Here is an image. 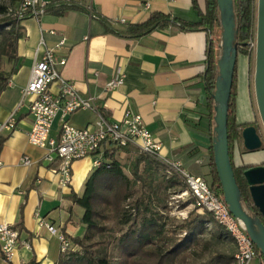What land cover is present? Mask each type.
Listing matches in <instances>:
<instances>
[{
    "label": "crops",
    "instance_id": "crops-1",
    "mask_svg": "<svg viewBox=\"0 0 264 264\" xmlns=\"http://www.w3.org/2000/svg\"><path fill=\"white\" fill-rule=\"evenodd\" d=\"M46 1L44 13L21 22L24 35L17 44V70L0 94V125L13 112L16 121L13 129L0 131V222L17 229L20 241L28 244L26 247L19 243L8 261L0 250V264H29L31 259L38 264H56L59 242L44 222L58 227L68 237H81L85 231L79 222L83 210L74 205L70 212V197L83 192L86 179L95 169L92 157L75 160L70 184L61 186L56 172L58 160L47 161L46 149L31 145L27 138L33 117L28 100L22 102V93L33 63L47 49L53 50L56 60L66 58L65 65L59 66L61 76L73 82L82 97H93L109 120L121 119L126 110L139 114L160 143L164 158L181 161L183 168L194 176L203 178L208 173L211 178L213 136L208 126L202 74L206 33L169 27L139 38H127L110 31V27L123 30L128 24L142 22L153 12L198 22L200 17L192 1L82 0L80 6L67 0ZM199 2L203 6V0ZM89 5L91 12L86 9ZM62 39L64 44L56 49ZM12 66L9 64L6 70ZM119 73L124 74L123 83L106 90L107 83ZM59 89L58 83L51 85L53 93ZM96 117L92 110L79 109L65 119L82 128L92 127ZM246 117H250L248 102L239 80L236 122L243 123ZM60 126L57 115L51 137H58ZM249 152L242 156L250 158ZM234 153H239V143H235ZM24 155L30 157L29 165L22 163ZM246 159L244 163L264 162V157ZM232 160L234 163L233 157Z\"/></svg>",
    "mask_w": 264,
    "mask_h": 264
},
{
    "label": "trees",
    "instance_id": "trees-1",
    "mask_svg": "<svg viewBox=\"0 0 264 264\" xmlns=\"http://www.w3.org/2000/svg\"><path fill=\"white\" fill-rule=\"evenodd\" d=\"M191 1L200 17L198 22H186L169 14L153 12L142 22L128 24L123 30L110 27V31L127 38H139L154 30L169 27L206 33V59L202 74L208 126L213 136V94L218 75L217 61L221 54L220 14L217 0H203V6L199 0ZM19 2L9 0L6 3L0 0V94L6 88L11 74L17 70V44L24 30L21 21L12 14ZM256 2L233 0L237 55L242 53L250 56L246 45L255 35ZM216 30H219L217 44L214 38ZM6 63L13 64L9 71L4 67ZM236 79L237 63L228 102L229 155L244 208L250 215L259 216L264 223V217L252 203L243 176L242 171L247 166L236 167L232 160L235 143L243 144L242 129L251 124L259 130L256 122H236ZM102 114L107 118L103 111ZM1 145L0 139V149ZM115 149L130 151L129 146L113 148L110 154L105 155L108 162L102 163L88 176L83 192L71 195L70 212H73L74 205L82 208L79 222L85 226V231L81 237H69L75 249L68 254L60 253L56 264H235L233 239L211 213H199L196 206L182 220L170 216L167 199L171 193L186 189L176 174L167 173L160 161L138 150L134 151L128 163H122L115 157ZM210 153V188L223 199L212 146ZM190 196L194 203L193 196ZM19 224L21 227V220ZM255 250V258L259 259V264H264V257L256 246ZM29 264L38 263L31 259Z\"/></svg>",
    "mask_w": 264,
    "mask_h": 264
},
{
    "label": "built area",
    "instance_id": "built-area-1",
    "mask_svg": "<svg viewBox=\"0 0 264 264\" xmlns=\"http://www.w3.org/2000/svg\"><path fill=\"white\" fill-rule=\"evenodd\" d=\"M73 5L80 6L82 0H67ZM48 6L46 0H20L12 16L21 21L27 17L38 18ZM90 12L91 5L86 6ZM124 23V20L121 21ZM64 40H60L56 49H60ZM246 48L250 53L256 52V30L252 39L247 42ZM66 58L56 60L53 50L47 49L43 56L33 63L31 76L23 90L22 102L28 100L30 113L33 117L31 129L27 133L28 142L36 147L46 149L47 161L58 160L56 172L59 174V184L67 186L72 179V163L80 158L90 156L95 168L108 162L106 154L113 148H120L137 144L144 154L160 161L167 173L176 174L184 183L186 189L195 200V205L202 213H211L214 220L224 227L232 237L236 251L235 264H251L256 257L255 245L250 240L246 228L241 220L234 217L224 200L218 196L199 176H194L183 168L181 161L164 158L160 154V143L145 127L142 118L137 113L126 110L119 120H109L98 109L94 98L82 97L73 82L61 76L59 66H64ZM124 74L119 73L111 79L106 90H112L123 83ZM58 83L60 89L57 93L51 91V85ZM92 110L97 117L92 127L78 128L71 125L65 118L76 110ZM60 115V131L57 138L50 136L54 119ZM16 126L14 112L0 125L3 129H13ZM22 163L29 165V156L22 157ZM181 192V193H182ZM46 229L57 237L59 250L68 254L75 249L71 239L60 229L48 222L43 223ZM21 243L28 247L25 241H20L18 230L7 223L0 222V250L6 260L12 258Z\"/></svg>",
    "mask_w": 264,
    "mask_h": 264
},
{
    "label": "water",
    "instance_id": "water-1",
    "mask_svg": "<svg viewBox=\"0 0 264 264\" xmlns=\"http://www.w3.org/2000/svg\"><path fill=\"white\" fill-rule=\"evenodd\" d=\"M221 24V54L217 61L218 75L215 82L214 135L212 150L216 171L222 188V197L230 213L241 220L246 232L264 257V223L259 216H252L242 204V195L237 184L229 155L227 115L234 68L237 61L235 39V16L233 0H217ZM256 52L254 92L261 122L264 127V0L256 5ZM243 147L255 151L264 143L254 125L242 129ZM253 205L264 217V165L252 166L243 172Z\"/></svg>",
    "mask_w": 264,
    "mask_h": 264
},
{
    "label": "rangeland",
    "instance_id": "rangeland-1",
    "mask_svg": "<svg viewBox=\"0 0 264 264\" xmlns=\"http://www.w3.org/2000/svg\"><path fill=\"white\" fill-rule=\"evenodd\" d=\"M6 3H9V0H4ZM257 5V2H256ZM257 7V6H256ZM256 23V22H255ZM256 27V24H255ZM256 30V29H255ZM215 43L217 44L219 41V30H216L214 33ZM249 53V49H247ZM237 79H236V91L238 94V81L241 80L244 86L245 90V96L247 98L248 102V112L250 117H246L243 123L240 124H250L252 122H256L258 124L259 130L258 133L262 136L264 141V127L261 122L256 99H255V92H254V70H255V54L252 52L250 53V56L245 54H238L237 55ZM4 67L6 69L9 68V64H4ZM239 79V80H238ZM238 124V123H237ZM243 144L241 145L239 143V155L236 156V154H233L234 158V166H238L242 163H244V160L249 161V159H255L256 157H264V148L258 149L255 151H250L248 155H250V158L245 155L244 157L242 154H245L244 149L242 148ZM264 147V143H263ZM120 149H115V157L119 159L122 163H128L131 159L133 153L135 150L141 151L139 146L137 144H131L129 145V152H124ZM251 161V160H250ZM260 163V162H258ZM256 163V164H258ZM239 167V166H238ZM127 173V171H126ZM203 179L207 182V184L210 187L211 184V178L208 173H205L203 176ZM168 202V211L170 216L175 217L177 220H182L188 216V214L193 211L196 207L195 203L192 202L191 196L189 193L183 192H177V193H171L169 198L167 199ZM199 213H202L201 211L197 210ZM183 235V234H182ZM251 264H259V259L255 258Z\"/></svg>",
    "mask_w": 264,
    "mask_h": 264
},
{
    "label": "flooded vegetation",
    "instance_id": "flooded-vegetation-1",
    "mask_svg": "<svg viewBox=\"0 0 264 264\" xmlns=\"http://www.w3.org/2000/svg\"><path fill=\"white\" fill-rule=\"evenodd\" d=\"M257 165H264V162H260V163H258V164H256V163H254V164H250V162L249 163H243L242 165H240V166H247L246 167V169H248V168H250V167H252V166H257ZM246 169H244L242 172H244ZM246 181V180H245Z\"/></svg>",
    "mask_w": 264,
    "mask_h": 264
}]
</instances>
